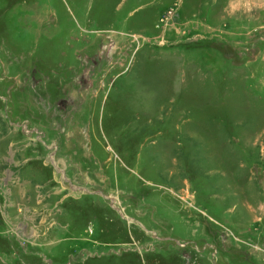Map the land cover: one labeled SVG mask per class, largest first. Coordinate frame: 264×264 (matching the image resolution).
Masks as SVG:
<instances>
[{"label":"rangeland","instance_id":"374dc122","mask_svg":"<svg viewBox=\"0 0 264 264\" xmlns=\"http://www.w3.org/2000/svg\"><path fill=\"white\" fill-rule=\"evenodd\" d=\"M0 264H264V0H0Z\"/></svg>","mask_w":264,"mask_h":264}]
</instances>
